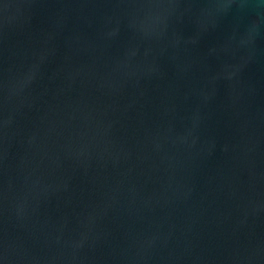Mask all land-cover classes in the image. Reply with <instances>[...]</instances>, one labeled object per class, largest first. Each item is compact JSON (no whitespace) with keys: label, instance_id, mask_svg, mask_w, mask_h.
I'll return each instance as SVG.
<instances>
[{"label":"water","instance_id":"95a60500","mask_svg":"<svg viewBox=\"0 0 264 264\" xmlns=\"http://www.w3.org/2000/svg\"><path fill=\"white\" fill-rule=\"evenodd\" d=\"M0 264H264V0H0Z\"/></svg>","mask_w":264,"mask_h":264}]
</instances>
